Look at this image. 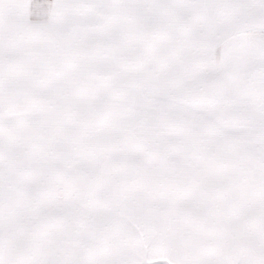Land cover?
<instances>
[{
  "label": "snow or ice",
  "instance_id": "1",
  "mask_svg": "<svg viewBox=\"0 0 264 264\" xmlns=\"http://www.w3.org/2000/svg\"><path fill=\"white\" fill-rule=\"evenodd\" d=\"M40 3L0 27V264H264V59L249 89L234 23L174 18L264 0Z\"/></svg>",
  "mask_w": 264,
  "mask_h": 264
},
{
  "label": "rangeland",
  "instance_id": "2",
  "mask_svg": "<svg viewBox=\"0 0 264 264\" xmlns=\"http://www.w3.org/2000/svg\"><path fill=\"white\" fill-rule=\"evenodd\" d=\"M38 3H40V0ZM47 12L48 8L42 7ZM83 12V11H82ZM80 14V12L78 13ZM77 14V15H78ZM242 14L241 16H239ZM94 15V16H93ZM122 14L110 7L85 9L83 18H77L81 28L88 29L108 20L117 19ZM145 14H131L130 19L143 17ZM155 15V14H152ZM93 16V17H92ZM92 17V18H90ZM182 23H199L206 30L210 21L215 20L224 23H234L235 30L231 33L230 42L241 49L244 54L242 63L235 66L233 78L245 81L249 89H252L251 76L255 72L261 60L264 59V11L263 9H248L242 12H192L183 13L174 17ZM220 52L218 51V56ZM253 97L245 93L243 99L248 102Z\"/></svg>",
  "mask_w": 264,
  "mask_h": 264
},
{
  "label": "crops",
  "instance_id": "3",
  "mask_svg": "<svg viewBox=\"0 0 264 264\" xmlns=\"http://www.w3.org/2000/svg\"><path fill=\"white\" fill-rule=\"evenodd\" d=\"M38 2L37 0H0V27L10 33L14 44L17 46L23 45L31 39L25 25L35 19H43L45 13L50 19L57 15L55 7H49L47 12H44L41 3ZM92 9L89 8L88 10ZM82 11L77 15V18H83L85 9ZM242 11L244 10L240 12Z\"/></svg>",
  "mask_w": 264,
  "mask_h": 264
}]
</instances>
